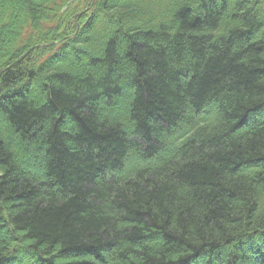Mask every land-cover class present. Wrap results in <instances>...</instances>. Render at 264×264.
<instances>
[{
    "label": "trees",
    "instance_id": "obj_1",
    "mask_svg": "<svg viewBox=\"0 0 264 264\" xmlns=\"http://www.w3.org/2000/svg\"><path fill=\"white\" fill-rule=\"evenodd\" d=\"M0 264H264V0H0Z\"/></svg>",
    "mask_w": 264,
    "mask_h": 264
},
{
    "label": "rangeland",
    "instance_id": "obj_2",
    "mask_svg": "<svg viewBox=\"0 0 264 264\" xmlns=\"http://www.w3.org/2000/svg\"><path fill=\"white\" fill-rule=\"evenodd\" d=\"M41 162V157L38 159V163ZM148 160L143 158L140 155H135L129 159V161L124 165L123 169L120 170V173H125L127 170L139 168L142 165H146ZM43 177V176H42Z\"/></svg>",
    "mask_w": 264,
    "mask_h": 264
}]
</instances>
